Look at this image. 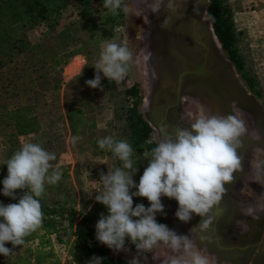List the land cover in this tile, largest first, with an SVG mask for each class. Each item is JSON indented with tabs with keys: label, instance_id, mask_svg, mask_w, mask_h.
I'll return each instance as SVG.
<instances>
[{
	"label": "rangeland",
	"instance_id": "rangeland-1",
	"mask_svg": "<svg viewBox=\"0 0 264 264\" xmlns=\"http://www.w3.org/2000/svg\"><path fill=\"white\" fill-rule=\"evenodd\" d=\"M125 1L132 11L125 14L120 21L105 23V13L84 18L78 9L69 7L57 17L47 21L45 28L38 26L29 28L19 24L10 29L12 39L24 37L28 41V46L23 51L24 55H16L12 60L7 57L4 61L9 64L0 71V114L17 106L28 105L33 109L31 114L37 118L39 128L35 133L9 138L14 128L11 127L8 119L2 118L0 121V165L6 164V161L20 149L22 144L28 142L39 143L45 150L54 153L57 160L51 163L59 167L62 179L56 185L46 184L45 193L40 198L42 206L57 207L60 202L66 201L68 208L87 211L93 203L88 185L101 173L108 174L109 168L114 170L122 167V162L109 150L100 149L97 141L107 136H114L115 139L126 140L132 145L126 125V115L133 100L126 95L125 91L134 84L138 86L141 99L139 111L145 119L143 104L147 90L150 89L148 77L153 58L150 49L151 26L142 7H137L132 0ZM225 2L232 11L237 35L236 48L243 65L241 72L236 71L234 65L222 52L234 67L237 78L252 96L254 95L248 90L241 74L247 75L253 82L258 93V97L254 96V98L264 111V0H225ZM107 42L126 46L132 52L133 59L126 77L118 83L110 82L101 72L103 91L87 85L86 89H81L79 103L70 99L66 101L64 99L66 88L86 85V81L95 79V65L99 61L102 45ZM27 50L29 52L26 55ZM149 52L151 57L146 60L145 56ZM59 56H63L65 62L52 68V59ZM28 63H36L38 68L30 70L27 67ZM41 64L43 66H40ZM77 64L78 68L75 66ZM9 82L12 85H9ZM10 90L13 96H9ZM32 92L37 94L31 95ZM195 102L187 97L181 102L185 123L196 120L197 114L198 118L206 114ZM73 105L83 108V117L89 124L77 135L71 133L66 116L68 109ZM238 115L243 117L244 121L246 118L252 120L250 115L241 111ZM248 131L247 135L255 133L254 130ZM73 137H79L75 144L72 142ZM152 139L156 142L159 140L154 129ZM133 150L134 166L137 164L138 169L133 175V180L138 185L148 166V161L143 158V152L136 151L134 148ZM249 175L237 185L236 188L244 189L239 195H236L234 191L230 193L237 205L238 202L246 205L249 200V182L254 178L251 173ZM26 191H16L18 201ZM131 191L135 192L137 189L133 188ZM161 202L164 205V212L158 213L156 219H162L163 223L169 226L178 219L176 212L179 205L175 199L167 197H162ZM138 204H143L146 208L150 207L146 198L134 196L133 207ZM175 232L180 235L190 233L186 228H180ZM59 234L63 242L69 238L70 231L67 229ZM52 240L54 251L61 261L70 264L64 245L56 243L54 236ZM26 247L33 248L34 244L22 246L20 249L24 250ZM125 248L127 251L121 252L109 249L110 255L127 262L138 256L136 248ZM198 250L208 257L209 264H229L218 260L205 247L198 246ZM174 255L177 254L161 243L152 252L140 255V261L141 264H165Z\"/></svg>",
	"mask_w": 264,
	"mask_h": 264
},
{
	"label": "clouds",
	"instance_id": "clouds-1",
	"mask_svg": "<svg viewBox=\"0 0 264 264\" xmlns=\"http://www.w3.org/2000/svg\"><path fill=\"white\" fill-rule=\"evenodd\" d=\"M150 13L159 15L161 11L175 13L180 0H142ZM186 3V0H183ZM103 7L113 15L132 11L124 0H103ZM194 12L198 10L194 8ZM202 19H207L203 16ZM172 16L168 15L161 24L162 29L170 28ZM151 57L149 52L145 59ZM133 56L126 46L107 42L102 45L99 61L95 65V79L86 81L93 89L101 91V76L110 82H121L128 74ZM152 78H157L153 70ZM231 113L224 115L212 113L202 115L187 126L164 125L159 127V140L155 147L143 152L148 161L140 182L137 185L133 175L134 166L132 145L126 140L107 136L97 141L100 149L109 150L122 162V167L109 168L108 174L101 173V188L95 199L104 205L108 214L101 215L96 224V239L114 252L127 251L126 240L135 245L138 256L129 264H141L140 255L152 252L159 244L166 245L173 253L165 264H209L206 255L198 250L197 233L200 244H212L214 239L203 235L211 230L217 217V208L227 194V185L235 181L234 173L243 172V157L239 151L244 147L243 138L247 135L246 123L238 115L237 102L230 105ZM253 139L259 140L258 135ZM79 137H73L75 144ZM152 144V140L147 141ZM256 152L264 153L257 147ZM57 157L45 150L39 143H24L7 161L8 175L3 180V195L16 199L17 190H27L18 203L0 204V255L12 254L6 243L13 247L25 243V237L35 231L43 219L41 199L45 185H56L62 179V172L53 161ZM254 182L264 180V158L253 156L250 161ZM264 186V184H261ZM136 188L137 191L131 190ZM244 189H242L243 191ZM146 198L150 207L138 204L133 207V197ZM162 197L175 199L179 208L177 218L183 222L191 221L193 214L202 218L201 223L188 235H180L165 224L157 222L158 213L164 212ZM240 212L245 217L258 221L264 214V193L247 205L238 202ZM242 221H237V226ZM198 228V231H197ZM146 259V257H145ZM89 264H102V258L93 257Z\"/></svg>",
	"mask_w": 264,
	"mask_h": 264
},
{
	"label": "trees",
	"instance_id": "trees-1",
	"mask_svg": "<svg viewBox=\"0 0 264 264\" xmlns=\"http://www.w3.org/2000/svg\"><path fill=\"white\" fill-rule=\"evenodd\" d=\"M124 3L126 4L125 0ZM69 7L78 9L84 18L105 13V23L116 20L120 21L125 15L123 12L113 15L103 7V0H0V71L9 64L4 62L7 57L12 60L16 55H24L23 51L28 46V41L24 37L14 39L10 37V29L12 27L23 24L29 28L37 26L45 28L47 21L57 17ZM207 16L222 51L234 65L236 71L241 72L243 65L236 48L237 35L234 29L231 9L225 0H209ZM28 52V50L25 51V54L27 55ZM64 62L63 56H59L52 59L51 66L52 68H56ZM40 66H43V64ZM75 66L78 68L79 65ZM27 67L30 70L38 68L36 63H28ZM241 75L248 90L255 97H258L253 82L247 75ZM9 85H12L11 82H9ZM86 88L87 84L74 88H66L64 99L66 101L69 99L75 100L79 103L81 100V89ZM11 92L10 90L9 96H13ZM125 93L133 100L126 115V125L130 132L132 147L140 152L150 150L152 147H155L156 141L152 139V127L146 122L139 111L141 99L139 97L138 86L132 85ZM34 94L37 93H31V95ZM32 110L28 105H22L0 114V121L2 118L4 120L8 119L11 127L14 128L9 138L19 135H29L38 130L39 123L37 118L31 114ZM82 110L81 106L73 105L66 113L73 135H77L84 127L89 125L83 117ZM148 140H152L153 143L148 144ZM7 175V165H0V204L3 205L19 202L17 198L12 199L3 195V180ZM15 195L17 197V193ZM66 204V201H62L57 207L42 206V224L24 238L25 243L23 245L13 247L10 242L6 243L5 246L11 250L12 254L7 257L0 255V264H65L54 251L52 236H54L56 243L64 245L70 264H89L94 256L102 258V264H129V262L122 258L112 257L109 248L96 239V224L102 214L105 216L108 214L104 205L97 203L93 204L87 211H80L68 208ZM157 222L164 224L162 219H157ZM67 229L70 231L69 238L62 242L59 233ZM32 244H34L33 248L26 247L24 250L20 249L22 246ZM125 247L136 248L130 240H126Z\"/></svg>",
	"mask_w": 264,
	"mask_h": 264
},
{
	"label": "water",
	"instance_id": "water-1",
	"mask_svg": "<svg viewBox=\"0 0 264 264\" xmlns=\"http://www.w3.org/2000/svg\"><path fill=\"white\" fill-rule=\"evenodd\" d=\"M208 4V0H186V3L180 0L175 13L161 11L159 15L152 14L150 49L153 58L149 70L150 92L146 96L149 98L150 108L145 120L157 132L158 137L161 126H187L188 123L182 122L180 117L181 102L184 95L194 91H201L218 113L230 114V105L236 101L238 110L252 117L253 126L250 131L254 130L260 139L249 140L246 136L243 138L244 147L239 151V155L243 157V172L234 173V183L226 186L227 194L212 213L215 215L223 210L222 214L217 217L211 230L203 233L212 237L215 242L200 244L197 233H192L198 246L205 247L218 260L229 264H249L250 258L245 253L254 252L255 245L246 244L237 250L245 256H233L232 251L235 249L224 247L221 235L226 224L241 216L240 208L230 195V188L240 182L245 172L249 149L264 148V111L237 78L232 64L224 57L210 20L202 19L207 16ZM136 6L142 7L140 0H137ZM194 8L198 13L194 12ZM168 15L172 16V24L170 28L162 29L161 24ZM154 38L157 40L155 47L152 44ZM153 70L157 73L156 79L152 78ZM144 105L145 103L143 107ZM201 221L202 218L194 214L188 223L177 219L167 227L172 231L186 228L190 232Z\"/></svg>",
	"mask_w": 264,
	"mask_h": 264
},
{
	"label": "flooded vegetation",
	"instance_id": "flooded-vegetation-1",
	"mask_svg": "<svg viewBox=\"0 0 264 264\" xmlns=\"http://www.w3.org/2000/svg\"><path fill=\"white\" fill-rule=\"evenodd\" d=\"M197 118H198V114L195 116V119ZM240 118L243 119V117ZM194 121L192 120L187 121V123L188 125H190ZM245 123L247 129L250 130L251 127L253 126L252 121L249 120V118H246ZM252 180L250 181V185L248 187L249 200L247 201V204L255 201L257 196L264 193V186L261 185L264 184V180L258 181V183ZM239 183L240 182L238 181L235 186L230 188V190L231 189L232 191L236 190L235 188ZM240 215L241 216L239 219L236 218V220L235 219L232 220L233 221L232 223L225 225V228L223 229V233H222L223 235H221L222 237L221 243L226 248L229 247L232 248L233 250L235 249L234 251H232L233 256H241V255L249 256L250 258L249 264H252L251 263L252 260L254 261L253 264H264V214L261 215V218L258 221L252 220L251 217H245L244 215L241 214V212ZM238 220L242 221L241 222L242 226L241 224L237 226ZM246 244H254L255 245L254 252L248 254L245 253V255L240 254L237 250H240V248ZM240 260L243 261V259Z\"/></svg>",
	"mask_w": 264,
	"mask_h": 264
},
{
	"label": "bare ground",
	"instance_id": "bare-ground-1",
	"mask_svg": "<svg viewBox=\"0 0 264 264\" xmlns=\"http://www.w3.org/2000/svg\"><path fill=\"white\" fill-rule=\"evenodd\" d=\"M133 2H135L134 4L135 5H137V0H132ZM141 1V3H142V8L144 9V12H145V14H146V17H147V20H148V23L149 24H151V16H152V13H150L149 12V10H148V8H147V6L142 2V0H140ZM156 38H154L153 40H152V44L154 45V47L156 46ZM150 78V73H149V77H148V79ZM149 82V81H148ZM147 82V83H148ZM150 85V84H149ZM149 88H150V86H149ZM150 92V89H148L147 90V93H149ZM147 96V95H146ZM190 98L192 101H196L199 105H200V107L204 110V112H206V114H208L209 112H212V113H218L216 110H215V108L212 106V104L208 101V99L206 98V96L201 92V91H194V92H189V93H187L186 95H184L183 96V100H185V98ZM195 102V103H196ZM196 103V104H197ZM147 105V106H146ZM149 108H150V101H149V98L148 97H146L145 98V105H144V109H143V111H144V114L146 115L147 114V112H148V110H149ZM241 113H243V112H241ZM180 117H181V120H182V122H184L183 121V111L181 112V115H180ZM252 118V117H251ZM253 131V130H252ZM255 132V131H254ZM248 133H249V131H248ZM250 133H252V132H250ZM256 135V132L255 133H252L251 135L249 134V135H246V138H248L249 140L250 139H252V140H254L253 139V135ZM249 136V137H248ZM255 149L256 148H250L249 149V152L247 153V159H246V163H245V172H244V174H243V176L241 177V180H244V178H246V177H248V176H250L249 175V173H251L250 171H251V167H250V161L253 159V156H255L257 159H258V157H264V153H259V152H256L255 151ZM260 157V158H261ZM247 163H248V166H247ZM245 174H246V176H245ZM253 178V177H252ZM251 178V179H252ZM250 179V180H251ZM240 180V181H241ZM250 183V182H249ZM248 183V184H249ZM240 188V187H239ZM236 190H234V192H235V194L236 195H239L240 193H241V191H242V189L243 188H241V189H238V188H235ZM244 193V192H243ZM243 199V198H242ZM241 199V200H242ZM236 201V200H235ZM194 215V214H193ZM241 226H242V224H241ZM243 226H245V225H243Z\"/></svg>",
	"mask_w": 264,
	"mask_h": 264
},
{
	"label": "built area",
	"instance_id": "built-area-1",
	"mask_svg": "<svg viewBox=\"0 0 264 264\" xmlns=\"http://www.w3.org/2000/svg\"><path fill=\"white\" fill-rule=\"evenodd\" d=\"M100 180H101V175L99 177H97L95 180H93L88 185V189H89V193H90V196H91V200L93 201L92 205L98 203L96 201L95 197H96V195H98V192L97 191L101 188Z\"/></svg>",
	"mask_w": 264,
	"mask_h": 264
}]
</instances>
